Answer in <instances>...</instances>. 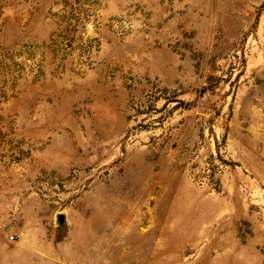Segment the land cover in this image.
Returning <instances> with one entry per match:
<instances>
[{
	"label": "rangeland",
	"instance_id": "rangeland-1",
	"mask_svg": "<svg viewBox=\"0 0 264 264\" xmlns=\"http://www.w3.org/2000/svg\"><path fill=\"white\" fill-rule=\"evenodd\" d=\"M0 264H264V0H0Z\"/></svg>",
	"mask_w": 264,
	"mask_h": 264
},
{
	"label": "water",
	"instance_id": "water-1",
	"mask_svg": "<svg viewBox=\"0 0 264 264\" xmlns=\"http://www.w3.org/2000/svg\"><path fill=\"white\" fill-rule=\"evenodd\" d=\"M62 217H58V222L61 223L62 222Z\"/></svg>",
	"mask_w": 264,
	"mask_h": 264
}]
</instances>
